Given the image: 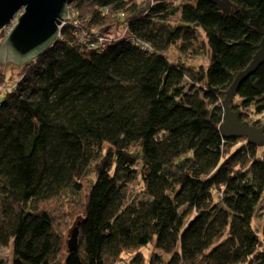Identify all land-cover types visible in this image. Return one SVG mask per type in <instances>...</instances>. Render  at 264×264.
<instances>
[{
    "label": "trees",
    "instance_id": "trees-1",
    "mask_svg": "<svg viewBox=\"0 0 264 264\" xmlns=\"http://www.w3.org/2000/svg\"><path fill=\"white\" fill-rule=\"evenodd\" d=\"M230 1H70L80 24L0 99L10 264H147L150 245L148 264H264V141L221 131L226 91L264 37V0ZM101 37L104 50L90 47ZM232 106L264 124V64ZM131 184L143 198H127Z\"/></svg>",
    "mask_w": 264,
    "mask_h": 264
},
{
    "label": "water",
    "instance_id": "water-1",
    "mask_svg": "<svg viewBox=\"0 0 264 264\" xmlns=\"http://www.w3.org/2000/svg\"><path fill=\"white\" fill-rule=\"evenodd\" d=\"M71 0H0V33L12 25L0 40V64L25 65L53 47L60 39L63 22L69 19ZM224 12L232 8L230 0H209ZM16 18L15 23L13 20ZM264 64V37L249 65L239 72L226 91L222 101L224 117L221 131L226 138L245 137L255 145L264 141V124L255 126L240 119L233 108L234 99L242 83ZM69 250L78 247V227L68 240Z\"/></svg>",
    "mask_w": 264,
    "mask_h": 264
},
{
    "label": "rangeland",
    "instance_id": "rangeland-1",
    "mask_svg": "<svg viewBox=\"0 0 264 264\" xmlns=\"http://www.w3.org/2000/svg\"><path fill=\"white\" fill-rule=\"evenodd\" d=\"M2 35L5 36V34L3 33ZM21 67H22L21 65H18L16 63H2L1 62L0 74H3L4 79L3 81H0V99H3L7 94V91L4 90L5 88H8L9 90H11L14 88L16 83L19 81L20 73L22 70ZM184 84L187 89L189 88V86H191V84L186 80ZM135 188L136 187L134 184H131L129 186L126 192L127 198H132V197L137 198V199L143 198L142 194H139ZM253 224L256 230L261 234L264 229V199L259 203L257 207ZM143 253L146 256V263L148 264L150 256L152 254V246L150 245L149 247L143 249ZM0 259L8 262L9 264L12 262V259H13L12 245L0 246Z\"/></svg>",
    "mask_w": 264,
    "mask_h": 264
},
{
    "label": "built area",
    "instance_id": "built-area-1",
    "mask_svg": "<svg viewBox=\"0 0 264 264\" xmlns=\"http://www.w3.org/2000/svg\"><path fill=\"white\" fill-rule=\"evenodd\" d=\"M15 21H16V18L13 20V24L15 23ZM68 24H74V25H79V24H80V21H79V19H78V13L71 14V13H70V8H69V19H68L66 22H63L62 27L64 28V27L67 26ZM11 26H12V25H10V26L4 28V29L1 31L0 35H1L2 33L6 35V34L10 31V29H11L10 27H11ZM61 37H62V33H61L60 39H61ZM110 40H111V39H110ZM107 41H108V39L101 37V38H99L98 43H89V45H90V47H101L102 50H104V47L102 46V44L105 43V42H107Z\"/></svg>",
    "mask_w": 264,
    "mask_h": 264
}]
</instances>
